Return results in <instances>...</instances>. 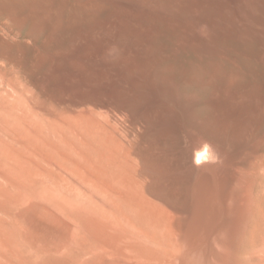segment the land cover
I'll list each match as a JSON object with an SVG mask.
<instances>
[{
	"label": "bare ground",
	"instance_id": "obj_1",
	"mask_svg": "<svg viewBox=\"0 0 264 264\" xmlns=\"http://www.w3.org/2000/svg\"><path fill=\"white\" fill-rule=\"evenodd\" d=\"M0 19L29 38L4 30L0 59L103 63L100 105L55 112L58 229L124 262L264 243V0H0Z\"/></svg>",
	"mask_w": 264,
	"mask_h": 264
},
{
	"label": "rangeland",
	"instance_id": "obj_2",
	"mask_svg": "<svg viewBox=\"0 0 264 264\" xmlns=\"http://www.w3.org/2000/svg\"><path fill=\"white\" fill-rule=\"evenodd\" d=\"M5 21H7L6 24H9L8 20L0 19V26L2 27L0 28V35L3 36L4 30H6L4 34L6 40L13 42L12 39L20 41L29 39L25 34L19 36L18 39L15 36L16 33L8 34L9 27L5 24ZM12 35H14L13 38L11 37ZM168 45L167 50H172L173 46L170 43ZM189 49H186L184 52L196 50L193 48ZM34 56H36V53L31 52L24 56L21 62L13 58L5 59L3 56H1V59L4 58V60L0 59V264H123L125 262V264H146L148 261L149 264H167V261L162 263V260H160L161 262L158 260L160 254L158 255L155 251L156 260L153 258L154 255L150 256V254L152 255L151 252L145 257L142 251H139V253H141L143 261L139 256L138 263L136 261L139 257L134 258L135 253H132L134 254L133 258L136 259L135 262L134 259L131 260L132 258L129 259L131 262L129 260L124 262L122 259L116 258V249L108 245L105 246L106 243L100 245L98 243L100 240H96L98 239L96 238L97 235H94L96 233L91 232V230L89 232L86 231L87 224L84 225L86 222L84 221L85 223L83 224L82 219V223L79 224H82L80 226L85 230H81L82 232L80 231V233L83 234L86 231L88 237L92 234V237L89 238H94L95 240H93L97 241L96 243L98 244L95 243L94 245V242L93 244L88 243L90 239L87 238L89 239L87 242L86 239H82L86 236L82 237V235H79L78 238L80 237L84 243L86 242V245H83L81 241L76 242L75 239L73 240L78 247L75 246V243H69L67 241L69 237L73 242V233L70 232L72 235L70 233L71 236L68 235L67 229L72 224L69 220L66 221V219L64 226L66 225L68 227L60 228L64 229V236L60 233L62 230L58 229L59 225L57 227L58 223L56 220L59 217L57 212L58 206H56L57 199H55L58 192L55 189L54 181V172L56 169L55 159H57L55 158V154L57 152L58 142L55 132V116L58 113L57 111L62 109L77 111L83 109L84 106L87 107L89 104H94V102L100 105L103 100L104 91V81L102 79L103 63L101 60L94 59V62L87 60L86 65L84 64L85 61L80 64L81 61L77 62L61 57V59L57 58L53 63L40 66L36 62L34 63ZM30 58L33 59V62ZM13 93L16 97L14 95L12 97L10 96ZM38 175L43 177L41 178ZM33 178L35 180L37 179L36 181L38 182L34 181ZM77 216L76 218L78 219L79 216ZM79 218L82 217L80 216ZM261 234L260 236L258 235L260 240L264 239V232ZM61 236L63 237L62 239L60 238ZM74 238H77V236ZM66 241L72 250L66 245ZM79 243L81 246H79ZM260 243L259 241L256 245H247L240 248L213 247L215 250L212 247H209L210 249L208 247L202 248L200 249L202 251L201 254L203 253V259L201 261L192 262L190 260L187 263L186 261L183 263L178 259L180 262L176 260L170 263L168 261V263L264 264V243ZM62 245L67 246L64 249L65 253H63L64 250L61 248L63 247ZM73 245L77 250H74ZM93 245L94 250L96 248L95 251L98 256L95 255L96 257L93 256L94 258L92 257L90 260L89 256H92L91 252L93 253L94 251ZM99 246L102 249L104 248V251H108L107 254L109 256L106 257V254ZM91 247L92 249L90 251H93L87 254ZM107 247H109L108 250H106ZM110 248L115 250L112 251ZM68 249L73 252L69 253L70 251ZM97 250L103 259L99 257ZM100 250L104 255H101ZM112 254L115 255V259H111L113 258Z\"/></svg>",
	"mask_w": 264,
	"mask_h": 264
},
{
	"label": "clouds",
	"instance_id": "obj_3",
	"mask_svg": "<svg viewBox=\"0 0 264 264\" xmlns=\"http://www.w3.org/2000/svg\"><path fill=\"white\" fill-rule=\"evenodd\" d=\"M205 147L208 149L209 153H211V146L205 145ZM197 162H199V161H197Z\"/></svg>",
	"mask_w": 264,
	"mask_h": 264
}]
</instances>
